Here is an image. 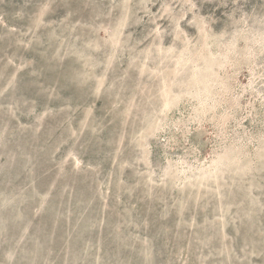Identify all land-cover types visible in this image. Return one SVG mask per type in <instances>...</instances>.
I'll return each mask as SVG.
<instances>
[{"label": "rangeland", "instance_id": "obj_1", "mask_svg": "<svg viewBox=\"0 0 264 264\" xmlns=\"http://www.w3.org/2000/svg\"><path fill=\"white\" fill-rule=\"evenodd\" d=\"M0 264H264V0H0Z\"/></svg>", "mask_w": 264, "mask_h": 264}, {"label": "trees", "instance_id": "obj_2", "mask_svg": "<svg viewBox=\"0 0 264 264\" xmlns=\"http://www.w3.org/2000/svg\"><path fill=\"white\" fill-rule=\"evenodd\" d=\"M52 262H53V260H52Z\"/></svg>", "mask_w": 264, "mask_h": 264}]
</instances>
